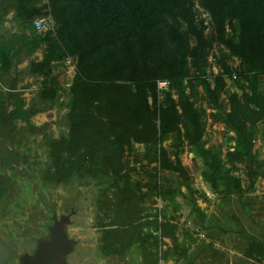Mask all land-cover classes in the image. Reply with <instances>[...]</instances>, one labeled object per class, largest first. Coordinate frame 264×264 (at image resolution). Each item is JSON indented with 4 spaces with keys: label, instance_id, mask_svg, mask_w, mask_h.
<instances>
[{
    "label": "rangeland",
    "instance_id": "obj_1",
    "mask_svg": "<svg viewBox=\"0 0 264 264\" xmlns=\"http://www.w3.org/2000/svg\"><path fill=\"white\" fill-rule=\"evenodd\" d=\"M67 2L69 0H28L22 3L23 9L16 12L20 0H0V108L21 104L26 116L15 121L16 126L9 138L13 147L16 146L20 163L16 166L0 160V186L6 191L1 203L0 238L14 253L5 264H18L20 254L35 250L37 241L48 235L47 224L52 223L50 218L54 213L58 216L73 213L68 233L77 243L68 256V264H145V261L154 264L158 254L155 255L152 240L144 242V246L139 243L129 245L131 238L127 240L123 231L118 229L106 237L105 230L111 228L110 223L120 215L116 207L118 201L122 203L118 187L125 186L124 177L111 172L120 157L113 141L124 140L126 143L128 136L143 138L147 130L150 132L145 122L149 113L156 124L164 122V119L169 124L176 122L185 137L184 125L193 121V109L198 111L201 122H205L209 117L206 109H211L220 101L230 104L234 89L238 90L234 94L241 102L253 99L257 103L259 99L264 103L260 92L264 91V73L257 78L250 73L245 76L253 66L244 63L239 56L240 23L237 15L223 13L224 31L219 34L218 23L196 0L193 9L196 20L192 27L195 32L196 28L201 31L207 42L205 56L196 61L191 57L197 48V41L192 35L194 30L189 29L188 32L182 20L177 23L171 16L161 13L152 23L154 28L161 30L153 52H158L160 61L179 58L182 53L186 55V75L181 84L167 76L165 67L151 63L154 74H157L155 88L163 80L170 82V88L160 90V97L157 89L149 94L148 111L138 108L147 130L129 121H120L125 114L117 110L110 117L120 122V128L114 127V131L112 126L115 124L109 123L103 103L95 112L96 118L83 126L79 144L72 131L77 119L70 111L74 102L71 85L76 65L80 64L73 45L78 34L74 33V22L65 25L58 17L59 7ZM37 20L43 21L41 28L35 25ZM171 25L178 35L184 37V47L178 44V37L169 28ZM105 47L107 52L110 49L107 43ZM45 57L49 60L48 65H39ZM106 58L100 60L105 66L108 62ZM254 60V66L264 70V51L255 55ZM122 68L120 64L117 71L121 72ZM54 78L59 85L54 83ZM212 90L215 98L211 96ZM109 95L110 92L107 99L113 100ZM118 130L122 131L119 136L116 135ZM61 138L69 140V146L65 142L58 144ZM81 145L83 147H79ZM129 148V154L136 155L135 163L143 162L139 157L144 150L132 143ZM175 150L169 144L168 151L173 153ZM79 152L82 156L76 161L71 156ZM146 152L152 155L154 147H147ZM128 160L124 156L120 159L125 168ZM135 168L133 171L128 168L127 194L131 196L132 190L137 194L131 201L132 211L137 214L138 220L132 227V239L136 236L143 241L146 235H142L141 228L143 224L151 226L148 224L155 214L152 207L154 200L143 197L149 178L139 171V167ZM165 250L162 249L160 258L168 257Z\"/></svg>",
    "mask_w": 264,
    "mask_h": 264
},
{
    "label": "trees",
    "instance_id": "obj_2",
    "mask_svg": "<svg viewBox=\"0 0 264 264\" xmlns=\"http://www.w3.org/2000/svg\"><path fill=\"white\" fill-rule=\"evenodd\" d=\"M20 1L21 6L19 5L18 9H15L16 12L23 9L22 3L28 0ZM195 2L196 0H69V3L67 2V4L59 7L58 14L60 15L58 17H60V22H64L65 25H68L70 21L74 22V33L78 34L73 45L80 66L76 65V75L71 85L74 102L70 111L74 116L73 118L77 119L72 131L73 135L76 134L79 144L78 139L83 126L96 118L95 112L101 108L103 103H105L106 112L104 113L107 115L109 123L111 125L115 124L112 126L114 131H116L114 127L118 126L120 128V122L113 121V118L110 117H113L117 110H121L122 114H125V117L121 118L120 121H129L136 127L140 126L141 129H146L144 122H142L143 119L139 116L138 108H142L143 112L149 110V94H152L156 89L157 74H154L153 67L150 64L165 67L167 76L178 84H181L186 75V55L184 53L179 58L172 57L170 60L164 58L160 61L161 58L157 55L158 52H153L158 38L157 34L159 35L161 30L154 28L152 23L156 22V17L159 14L164 13L171 16L177 23L180 20L186 23L188 32L189 29L195 32L192 27V25H195L196 20L193 12ZM199 2L211 13L214 21L218 23L219 34L224 31L225 15L223 13L231 12L237 15L240 23L239 56L244 63L253 66L250 72H246L245 76L251 74L254 78H257L260 74H263L264 70L257 69L254 66V56L259 55L260 51H264V0H199ZM169 28L175 32V37H178V44L184 47V37L176 33L174 26L171 25ZM192 35L197 41V48L193 50L191 57L199 61L205 56L204 51L207 42L202 32L198 31L197 28ZM105 43L110 48L107 52L104 50L106 48ZM111 49L114 50L112 53ZM99 50L100 52H98ZM103 57H107V66L100 61ZM48 61L45 57L39 65L47 66ZM120 64L123 68L121 72H118L117 69ZM54 83L58 85L57 82L54 81ZM109 92V96H112L113 100H110L112 98L107 99ZM211 96L212 98L216 96L213 90ZM235 96V94H232L233 100L230 103L232 109L227 115V120L237 129L242 144L241 155L249 157L253 133L252 130L246 128V122L264 120V103L259 99H257V103L253 99L241 102ZM163 111L166 112V110ZM191 113L194 118L193 121L190 120L184 125L185 137L190 144L197 146L203 132V121L201 122L196 109H193ZM150 114L146 115L148 119L145 121L150 132L146 129L147 134H144L143 138L128 136L126 143L124 140L113 141L114 147H118L120 157L117 163L118 166H114L111 172L119 177H124L123 183L125 186L124 188L118 187V197L121 194L122 203L118 201L116 207L120 215L110 223L111 228H107L105 233L107 237L113 235V230H121L126 235L127 240L131 238L129 245L139 243L140 246H144V242L152 240L151 243L154 244L156 249L155 255L158 254L157 260H159L158 247L160 242L156 236L147 234L143 241H140L142 239L136 236L132 239V236L134 237L132 227L138 223V220L136 219L137 214L134 215L132 211L131 201L133 195L137 194L134 190H130L132 192L131 196L127 194L130 175L125 171V164L120 162L121 157L124 156L127 150L126 147L130 146L131 140L158 144L164 134L180 130L179 124L176 122L169 124L165 119L164 122L161 121L156 124L154 117ZM86 122L88 123L86 124ZM121 133L122 131L118 130L116 135L119 136ZM64 142L69 146L70 142L66 138H61L58 144ZM64 149H68V147ZM64 149L62 151H65ZM57 151H59L58 148ZM167 154L164 149H161L160 167L183 173L180 162H171ZM81 156L82 153L79 152L71 157L78 161ZM220 169L221 164L218 160H214L209 166L208 171L213 181H216L217 172ZM122 204L124 207H122ZM169 230L170 228L168 229L167 226L166 230L164 227V234H169ZM142 235L145 236V234ZM249 245L253 252H257L264 257V244L250 242ZM165 251L169 255L163 259H167L173 254V248L171 247L166 248ZM183 253L181 250L179 255ZM157 260H153V263L157 264ZM145 264H148V262L145 261Z\"/></svg>",
    "mask_w": 264,
    "mask_h": 264
},
{
    "label": "crops",
    "instance_id": "obj_3",
    "mask_svg": "<svg viewBox=\"0 0 264 264\" xmlns=\"http://www.w3.org/2000/svg\"><path fill=\"white\" fill-rule=\"evenodd\" d=\"M231 109L226 101L206 109L209 117L197 146L181 135L180 127L158 144L132 140L144 150L139 157L143 162L135 163L136 155L126 147L125 171L139 167L149 178L143 197L154 200L151 226L143 224L141 232L159 239V258L162 249L173 248L158 264H264V257L249 248L250 242L264 244V120L246 122L253 137L249 157L243 156L237 129L227 120ZM169 144L175 152L168 151ZM149 146L154 147L152 155L146 152ZM161 149L171 162H180L183 173L160 167ZM214 160L221 164L216 181L208 171ZM166 226L169 234H164Z\"/></svg>",
    "mask_w": 264,
    "mask_h": 264
},
{
    "label": "water",
    "instance_id": "obj_4",
    "mask_svg": "<svg viewBox=\"0 0 264 264\" xmlns=\"http://www.w3.org/2000/svg\"><path fill=\"white\" fill-rule=\"evenodd\" d=\"M2 152L11 157V153L0 143ZM71 214H53L48 225V235L37 241L32 253L20 254L18 264H68V256L75 250L76 240L69 236L68 226ZM14 255L13 250L0 239V264Z\"/></svg>",
    "mask_w": 264,
    "mask_h": 264
},
{
    "label": "flooded vegetation",
    "instance_id": "obj_5",
    "mask_svg": "<svg viewBox=\"0 0 264 264\" xmlns=\"http://www.w3.org/2000/svg\"><path fill=\"white\" fill-rule=\"evenodd\" d=\"M23 110L24 107L21 104L13 105V107L0 108V143L6 148L8 152L11 153L10 154L11 157H10L4 154L0 149V160L2 161V163L4 162L18 166V164L21 161L18 155L16 154L15 151L16 146L13 147V145L9 141V138L11 137L12 130H14L16 126L15 121L18 120L19 118L25 119L26 116ZM5 192H6L5 188L0 186V212H1V203L3 198L2 196L4 195ZM48 225L50 224H47V227Z\"/></svg>",
    "mask_w": 264,
    "mask_h": 264
},
{
    "label": "built area",
    "instance_id": "obj_6",
    "mask_svg": "<svg viewBox=\"0 0 264 264\" xmlns=\"http://www.w3.org/2000/svg\"><path fill=\"white\" fill-rule=\"evenodd\" d=\"M42 22H43L42 20H37L35 22V25L37 26V28H41L42 27ZM43 28H45V27H43ZM169 88H170V82L168 80H163V81L158 82V86H157L156 89H157V92L159 94V97L162 96V94L160 93V90L166 91Z\"/></svg>",
    "mask_w": 264,
    "mask_h": 264
}]
</instances>
